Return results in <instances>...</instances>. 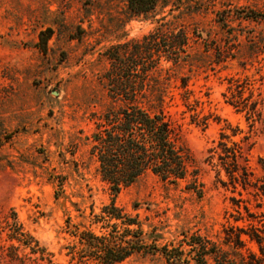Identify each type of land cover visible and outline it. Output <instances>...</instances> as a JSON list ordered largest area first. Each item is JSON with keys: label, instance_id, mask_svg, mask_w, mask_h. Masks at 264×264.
<instances>
[{"label": "rangeland", "instance_id": "rangeland-1", "mask_svg": "<svg viewBox=\"0 0 264 264\" xmlns=\"http://www.w3.org/2000/svg\"><path fill=\"white\" fill-rule=\"evenodd\" d=\"M244 14L260 19H239ZM167 15L190 30L209 31L217 40L209 57L218 59L219 52L226 57L212 70H183L180 75L190 76L189 97L183 100L176 79L165 106L181 129L204 193L197 198L184 184L173 187L146 177L114 195L96 174L86 141L96 122L91 114L108 101L105 52L141 39ZM224 29L232 31V39H222ZM235 81L248 84L243 98L260 103L253 123L247 110L227 102ZM194 114L207 119L205 128L191 121ZM222 134L228 146L248 137L249 167L256 178L264 176V0H161L153 14L138 18H130L128 0H0V230L4 219H18L54 264H75L68 254L76 241L70 231L104 233L95 219L111 203L139 219L145 233L161 234L159 245L177 246L183 233L221 240L229 225L247 228L248 222L234 223L231 198L240 199L241 215L247 217L246 205L255 217L252 225L263 229L264 198L240 188L241 196L232 192L225 174L218 173L216 156L209 158ZM5 238L1 233L0 244ZM243 239L240 252L261 257L258 245ZM0 264L9 263L0 259ZM124 264L166 263L156 255Z\"/></svg>", "mask_w": 264, "mask_h": 264}, {"label": "trees", "instance_id": "trees-1", "mask_svg": "<svg viewBox=\"0 0 264 264\" xmlns=\"http://www.w3.org/2000/svg\"><path fill=\"white\" fill-rule=\"evenodd\" d=\"M160 1L128 0L130 18L153 14ZM169 16L157 20V26L141 39L112 46L105 52L110 68L102 78L108 101L99 114H91L96 122L86 141L89 156L96 163V174L114 195L146 177L157 178L173 187L184 184V190L197 198L204 193L199 170L182 142L181 129L168 118L165 106L172 99L170 86L176 79L180 82L179 88L184 90L183 100L188 99L190 92L186 87L190 76L180 75L183 70L189 74L212 70L214 65L223 64L226 57L219 52L220 58L211 60L210 51L217 40L211 39L210 32L190 30L177 24L178 17L168 19ZM257 16L244 14L239 19L258 21ZM223 17L221 22L228 16L224 14ZM223 33L224 40L234 36L229 29H224ZM201 44L204 49L200 52L198 46ZM254 44L250 42L251 46ZM247 85L246 81H235L233 89H227L230 93L227 102L237 110H247V120L253 123L256 117L258 120L260 103L251 101L250 96L242 97ZM191 121L206 127L204 117L199 119L194 114ZM226 138L222 134L216 148L209 151L210 159L217 158L218 173L225 174L232 192L237 191L239 196L243 191L264 198V176L256 178L249 167L248 153L252 144L248 137L243 139L242 145L233 143L232 146L222 141ZM221 184L226 185L225 182ZM230 202L237 207V215H232L234 223L248 222L247 228L229 225L223 229L221 240L183 233L177 246L170 247L159 245L163 240L161 234L154 229L145 233L139 219L128 217L111 203L103 209V216L95 219L104 233H77L75 228L70 234L76 241L69 247L68 254L75 264H124L138 256L156 255L166 264H262L264 224L263 229L252 225L255 217L246 205L242 209L247 217L241 215L239 209L243 202L240 199L231 198ZM1 233L6 236L0 244V259L5 262L54 264L52 255L23 230L18 219H4ZM244 237L258 245L261 257L250 252L244 256L240 252Z\"/></svg>", "mask_w": 264, "mask_h": 264}]
</instances>
